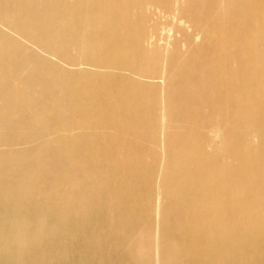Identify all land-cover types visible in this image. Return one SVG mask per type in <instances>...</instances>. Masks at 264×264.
Segmentation results:
<instances>
[{"label": "bare ground", "instance_id": "6f19581e", "mask_svg": "<svg viewBox=\"0 0 264 264\" xmlns=\"http://www.w3.org/2000/svg\"><path fill=\"white\" fill-rule=\"evenodd\" d=\"M0 264H264V0H0Z\"/></svg>", "mask_w": 264, "mask_h": 264}, {"label": "rangeland", "instance_id": "374dc122", "mask_svg": "<svg viewBox=\"0 0 264 264\" xmlns=\"http://www.w3.org/2000/svg\"><path fill=\"white\" fill-rule=\"evenodd\" d=\"M172 32V31H171ZM171 36L173 37V38H177V35L174 33V35H173V33H171Z\"/></svg>", "mask_w": 264, "mask_h": 264}]
</instances>
